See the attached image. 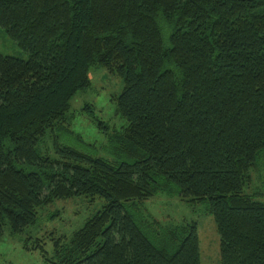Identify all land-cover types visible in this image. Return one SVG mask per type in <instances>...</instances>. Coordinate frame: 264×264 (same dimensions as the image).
<instances>
[{"label":"trees","instance_id":"trees-1","mask_svg":"<svg viewBox=\"0 0 264 264\" xmlns=\"http://www.w3.org/2000/svg\"><path fill=\"white\" fill-rule=\"evenodd\" d=\"M0 26L29 54L0 52V236L84 195L103 206L51 238V264H201L197 220L145 211L165 193L213 216L221 264H264V201L245 191L264 163V0H0ZM94 65L124 82L123 123L97 124L108 158L56 136Z\"/></svg>","mask_w":264,"mask_h":264},{"label":"rangeland","instance_id":"rangeland-1","mask_svg":"<svg viewBox=\"0 0 264 264\" xmlns=\"http://www.w3.org/2000/svg\"><path fill=\"white\" fill-rule=\"evenodd\" d=\"M168 43V36L164 32ZM0 52L7 55L27 59L29 54L22 50L0 26ZM92 84L80 90L71 100L68 119L71 132H56L61 144H68L94 156L110 157L107 132L98 126V120L107 122L110 130L119 127L123 120L116 112L114 98L123 89V79L110 73L105 67L94 65L91 68ZM90 105V108H86ZM116 126V127H115ZM106 131V129H105ZM45 143L54 147L53 140ZM47 140V141H48ZM55 149V147H54ZM247 193H256L255 198L264 201V163L254 172L253 181L245 188ZM145 211L153 214L162 222H176L183 219L199 222L201 242V264H221L220 236L214 218L205 213L203 205H190L176 196L161 193L145 201ZM103 200H95L88 196H76L72 199L57 200L39 210L38 221L28 227L23 234H12L8 225L0 236V263L2 264H51L46 258L53 254V236L70 235L80 228L84 222L99 211ZM61 210L59 215L55 212ZM54 216H53V215ZM51 232V233H50ZM53 232V233H52ZM28 236H31L28 240ZM44 238L45 251L27 249L25 244L33 246L36 238Z\"/></svg>","mask_w":264,"mask_h":264}]
</instances>
